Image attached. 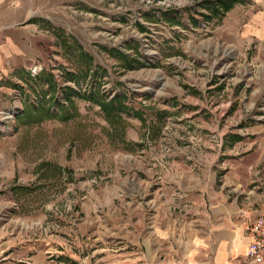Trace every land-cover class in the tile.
<instances>
[{
    "label": "rangeland",
    "instance_id": "obj_1",
    "mask_svg": "<svg viewBox=\"0 0 264 264\" xmlns=\"http://www.w3.org/2000/svg\"><path fill=\"white\" fill-rule=\"evenodd\" d=\"M7 1L47 42L0 78V264L160 263L163 173L264 128V0Z\"/></svg>",
    "mask_w": 264,
    "mask_h": 264
},
{
    "label": "crops",
    "instance_id": "obj_2",
    "mask_svg": "<svg viewBox=\"0 0 264 264\" xmlns=\"http://www.w3.org/2000/svg\"><path fill=\"white\" fill-rule=\"evenodd\" d=\"M4 6L0 13V78L22 65L19 58L30 60L47 42L35 24L26 23L24 30L15 31L11 21L14 8L10 1ZM260 131L252 137L245 136V131L233 145L212 152L207 164L190 167L179 160L173 163L174 170L163 173L159 189L164 197L158 202L166 209L171 206L173 212L161 216L156 209L148 219L156 237L146 254L152 259L154 254H166L158 264H248L251 237L246 224L264 212V128ZM180 248L184 258L178 260Z\"/></svg>",
    "mask_w": 264,
    "mask_h": 264
},
{
    "label": "built area",
    "instance_id": "obj_3",
    "mask_svg": "<svg viewBox=\"0 0 264 264\" xmlns=\"http://www.w3.org/2000/svg\"><path fill=\"white\" fill-rule=\"evenodd\" d=\"M36 67L33 68V71ZM251 237L247 253L248 264H264V212L250 219L246 224Z\"/></svg>",
    "mask_w": 264,
    "mask_h": 264
},
{
    "label": "trees",
    "instance_id": "obj_4",
    "mask_svg": "<svg viewBox=\"0 0 264 264\" xmlns=\"http://www.w3.org/2000/svg\"><path fill=\"white\" fill-rule=\"evenodd\" d=\"M233 2H234V0H227V1L223 2V7L227 10L232 6Z\"/></svg>",
    "mask_w": 264,
    "mask_h": 264
}]
</instances>
